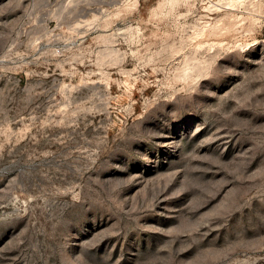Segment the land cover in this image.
Returning a JSON list of instances; mask_svg holds the SVG:
<instances>
[{
    "label": "rangeland",
    "instance_id": "rangeland-1",
    "mask_svg": "<svg viewBox=\"0 0 264 264\" xmlns=\"http://www.w3.org/2000/svg\"><path fill=\"white\" fill-rule=\"evenodd\" d=\"M214 2L0 0V264H264V0L193 49Z\"/></svg>",
    "mask_w": 264,
    "mask_h": 264
},
{
    "label": "bare ground",
    "instance_id": "bare-ground-1",
    "mask_svg": "<svg viewBox=\"0 0 264 264\" xmlns=\"http://www.w3.org/2000/svg\"><path fill=\"white\" fill-rule=\"evenodd\" d=\"M244 2L245 0H216L212 4L204 5L203 8L206 14L214 10L218 11V13L214 18L204 19L201 23L194 26L192 33L186 37L189 41H194L193 49L213 52L216 46H223L225 39L228 42L232 37H235V42H237L240 40L237 37L238 35H242L243 38L247 33L252 34L259 18L255 15H245L235 11L243 6ZM250 3L253 7L258 4L254 1H250ZM253 9L258 11L257 7ZM180 40L183 41L184 38L181 37ZM173 42L174 38L172 40ZM181 48L182 46H176L173 50L177 52ZM202 62L196 59V56L185 58L181 71L176 73L173 79L177 82L184 83L185 80L191 77V70L201 69Z\"/></svg>",
    "mask_w": 264,
    "mask_h": 264
}]
</instances>
